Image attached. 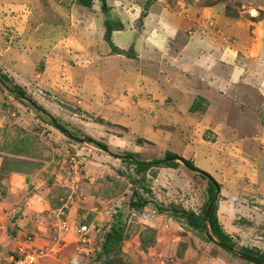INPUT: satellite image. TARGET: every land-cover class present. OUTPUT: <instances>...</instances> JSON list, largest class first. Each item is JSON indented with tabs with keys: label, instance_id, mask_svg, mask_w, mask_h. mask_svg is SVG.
Masks as SVG:
<instances>
[{
	"label": "rangeland",
	"instance_id": "rangeland-1",
	"mask_svg": "<svg viewBox=\"0 0 264 264\" xmlns=\"http://www.w3.org/2000/svg\"><path fill=\"white\" fill-rule=\"evenodd\" d=\"M153 1L168 10L195 1L199 13L216 3L220 18L245 24L244 30L263 14L257 0H106V4L120 25L132 22L143 33L148 27L153 33L160 21L147 24ZM73 2L0 0V75H4L0 77V211L9 209L13 220L17 206L24 204L23 198L7 195L9 172L34 173L44 180L36 188L35 183L27 185L21 196L34 195L30 207L42 200L60 207L65 216L78 198L94 194L116 209L89 236H75V244L89 245L87 264H98L95 256L111 224L122 225L123 238L107 254L109 264H264L242 254L264 253V62L260 67L253 62L264 59V54L235 50L229 64L240 66L233 71V84H226L234 93L252 98L263 124L255 127L254 114L239 117L235 105L219 110L214 102L208 110L199 99L189 106L184 99L172 101L157 86L159 77L151 74L154 67L148 64L127 70L116 60L103 63L109 53L101 50L100 24L105 16L99 0L84 8H75ZM209 17L214 18L202 15L203 20ZM213 24L203 25L219 30ZM167 70L176 74L172 77L176 80V68ZM196 73L204 76L205 71ZM215 76L212 92L220 91L219 82L225 77L222 72ZM115 113L121 118L125 114L127 128L110 121ZM165 151L206 171L218 192L213 188L209 197L207 180L175 156L174 167L146 170L124 161H169L163 158ZM83 182L88 185L81 188ZM135 193L145 200L143 205H129L131 198L137 202ZM214 194V213L232 244L229 250L219 245L207 225H191L192 216L204 219L203 210ZM41 218L37 216V221ZM5 240L0 231V241ZM23 251L33 253L22 250L13 257Z\"/></svg>",
	"mask_w": 264,
	"mask_h": 264
},
{
	"label": "crops",
	"instance_id": "crops-1",
	"mask_svg": "<svg viewBox=\"0 0 264 264\" xmlns=\"http://www.w3.org/2000/svg\"><path fill=\"white\" fill-rule=\"evenodd\" d=\"M257 1L261 5L263 14L256 21L248 22L249 24L252 23L248 30H244L245 24L235 25L233 23L235 20L231 18H220L218 12H220L221 7L216 3L202 7L199 13L195 1H192L191 4L185 1L183 6H178L175 10H168L157 4V1H153L148 9L149 14L146 21L149 24V22H156L160 19L157 24V32L155 30L150 33V27H148V33H143L142 29L137 28L135 23L124 21L121 23L122 28L111 30L109 34L113 47L121 50V53L112 51L109 44L103 40L101 50L109 53L108 56L104 57L103 63L116 60L119 68L121 66L123 68L128 67L127 70H131V67L141 68L143 64H148V67H154L151 74H154V77H159V80L156 81L157 86L163 87V91L167 94L165 96L171 98L172 101L175 98L177 100L178 98L184 99L185 104L188 103L189 106L195 99H199L201 104H206L208 110L212 108L214 102L219 105V110L224 106L234 108L236 106L240 112L239 117L254 114L258 119L254 120L255 127L256 125L262 127L261 117L258 115L257 107L255 108L254 104L250 102L252 98L249 97V94L234 93L231 91L232 88H227L228 84H233L234 69L240 66H234V62L229 64L232 62L231 59L235 50L238 53L247 50L252 53L256 52L255 55L259 51L264 54V0ZM72 5L75 8H84V6L74 2ZM107 14L108 17L115 20L108 11ZM207 14H211L214 18L216 15V18L209 17L203 20L202 15ZM249 16L252 17L253 15L250 14ZM102 22L100 24L101 30L103 28ZM207 22L214 23L212 26L219 25V30L215 31L213 27L207 25L204 27L203 24ZM191 24L192 27L189 26ZM244 42L246 46L243 45ZM142 44L146 45L147 50L143 49ZM253 62L255 66L260 67L261 64L263 65L264 59L255 58ZM244 63L249 64V60H245ZM160 68L163 69L160 71ZM174 68L177 71L176 80L172 79L173 75L176 74L167 70ZM201 69L205 71L204 76L196 73ZM217 72H222L225 77L219 82L223 84L220 91L212 92L211 89L217 84L215 79ZM233 99L242 102L243 99H246L248 103H234L230 101ZM98 114L105 115L102 112ZM119 115L121 114L115 113L112 115L115 117L110 121L127 128V121L123 118L125 114L122 118ZM129 132L131 133V130H126L124 133ZM41 177L43 176H36L34 173L15 171L9 172L7 175V195L23 198L24 204L21 203L17 206L18 215L13 220L10 219L9 209L0 211L2 217L0 231H3L6 236L5 241H0L2 263L7 264L10 258L17 253L30 249L37 259L34 264H87L86 255L89 245L87 243L75 244L77 227L82 224L88 226L86 234L89 236L92 231H96L98 225L106 221V216H112L110 214L116 209L111 208L110 205H104V201L94 194L78 198L74 205L72 203L70 208H67L65 216L60 212V207H51L42 200L39 203L35 202V205L30 207L29 203L33 201L34 195L21 196L26 193L27 185L32 186L35 183L32 188L38 187L44 180V178L40 180ZM83 184L81 188L88 185L87 182H83ZM38 192L40 191L38 190ZM38 194H41L42 197V193ZM38 194L36 197H40ZM46 199L49 197L46 196ZM37 216L42 217L41 220L37 221ZM92 226L95 227L92 229Z\"/></svg>",
	"mask_w": 264,
	"mask_h": 264
},
{
	"label": "trees",
	"instance_id": "trees-1",
	"mask_svg": "<svg viewBox=\"0 0 264 264\" xmlns=\"http://www.w3.org/2000/svg\"><path fill=\"white\" fill-rule=\"evenodd\" d=\"M74 2L81 5V6H84V7L91 6V4H92V0H74ZM99 10L105 15V19L103 20V27H104L103 37H104V40L112 48L111 50H113L114 52L116 51L117 53H121V50L113 47V45L109 39V34H110L111 30H116V29L121 28L120 23L107 16L108 15L107 14L108 7L106 4V0H99ZM0 77H4V75H0ZM16 92L21 94V95L23 94V92L20 89H17ZM52 125L57 127L60 131L64 132V130L60 126H58L55 122H53ZM88 140L93 142L97 146H101L102 148L105 147V146H103L102 143L94 141L92 138L88 137ZM173 156L178 157L189 169L196 171L202 178H205L207 180V186H208L207 191L209 193V197H211L212 193H213V188L216 185V182L214 181V179L206 171L198 169L197 167H195L190 160L182 158L180 156H177L170 151H165L163 158L173 157ZM124 161H127L131 164H134L140 170H146L152 166L174 167L175 165H177V163L174 161H171V160L163 161L162 159L161 160H151V161H146V162L145 161L131 160V159L130 160H124ZM135 196L138 198L137 202H134L131 198L129 200V205L130 206H141V205H143L145 200H143L136 193H135ZM215 205H216V200L213 201L212 206H211V210H210L204 224L201 223L202 222L201 220L203 219V217L201 215L200 218L192 216L191 217V225L193 227H202V226L205 227L207 225L208 228L210 229L211 233L217 238V240L220 244H222L223 246H226L228 248H231L232 244L227 241V235L222 231L220 225L217 222V219H216V216L214 213ZM204 212H205V208L203 210V215H204ZM122 229H123L122 225L116 226V225L111 224L109 230L106 231L102 235V242L100 243V251L97 252L96 256H95V260L98 261V264H109L110 260L107 258V254L111 251V249L113 247L119 246V242L123 238ZM242 254H244L246 257H249L253 260H261L264 262V253H259L257 256H254L253 251H250V250L247 251L246 250V252H243ZM102 257H103V259H101Z\"/></svg>",
	"mask_w": 264,
	"mask_h": 264
},
{
	"label": "built area",
	"instance_id": "built-area-1",
	"mask_svg": "<svg viewBox=\"0 0 264 264\" xmlns=\"http://www.w3.org/2000/svg\"><path fill=\"white\" fill-rule=\"evenodd\" d=\"M77 235L82 238L87 233V226L84 224L77 227ZM82 240V239H81ZM35 254L23 251L18 256L11 258L8 264H32L34 263Z\"/></svg>",
	"mask_w": 264,
	"mask_h": 264
},
{
	"label": "water",
	"instance_id": "water-1",
	"mask_svg": "<svg viewBox=\"0 0 264 264\" xmlns=\"http://www.w3.org/2000/svg\"><path fill=\"white\" fill-rule=\"evenodd\" d=\"M126 157V156H125ZM167 160H173V159H175L174 157H167L166 158ZM214 189H215V193H217L218 192V187L215 185L214 186ZM214 197H215V194L213 195V197H212V199L208 202V204H207V206H206V209H205V213H204V221L206 220V218H207V216H208V214H209V212H210V210H211V206H212V203H213V200H214ZM203 221V222H204ZM219 244V243H218ZM221 247H224L225 249H227V250H229L230 248H228V247H226V246H223V245H221V244H219ZM248 259H250V258H248ZM252 260V259H251Z\"/></svg>",
	"mask_w": 264,
	"mask_h": 264
}]
</instances>
